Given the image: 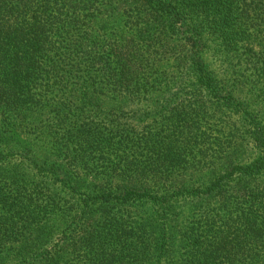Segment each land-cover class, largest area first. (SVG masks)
Here are the masks:
<instances>
[{"label": "trees", "instance_id": "1", "mask_svg": "<svg viewBox=\"0 0 264 264\" xmlns=\"http://www.w3.org/2000/svg\"><path fill=\"white\" fill-rule=\"evenodd\" d=\"M243 73L264 0H0V264H264Z\"/></svg>", "mask_w": 264, "mask_h": 264}, {"label": "rangeland", "instance_id": "2", "mask_svg": "<svg viewBox=\"0 0 264 264\" xmlns=\"http://www.w3.org/2000/svg\"><path fill=\"white\" fill-rule=\"evenodd\" d=\"M209 58L212 59L213 64H219V62L216 59L212 58L211 56ZM242 76L243 77L247 76L249 81L245 80L246 81L245 85L241 89L239 87L237 88V90L235 89L236 90L235 95H237V98H239L241 101L244 100V102L247 103L246 105H250L249 106L250 111L252 110L253 107H258V108L261 107L262 111L264 112V81L261 79L259 85L253 87L251 81L253 80L254 77H256L254 73H243ZM229 119L232 120L230 121L231 126L234 125L237 119L240 121V123L244 121V119L241 118V113L239 112L234 114L232 118ZM230 137H232L233 139L235 136L230 135ZM259 153H263V152H260V150H256V154L258 155Z\"/></svg>", "mask_w": 264, "mask_h": 264}]
</instances>
